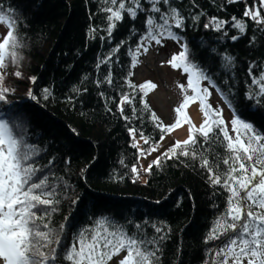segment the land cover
I'll list each match as a JSON object with an SVG mask.
<instances>
[{
  "label": "trees",
  "instance_id": "obj_1",
  "mask_svg": "<svg viewBox=\"0 0 264 264\" xmlns=\"http://www.w3.org/2000/svg\"><path fill=\"white\" fill-rule=\"evenodd\" d=\"M142 3L145 11L135 21L125 18L114 31V38L106 42L93 38L91 31L96 27V35L106 37L105 14L101 12L106 6L104 0H0V7L15 19V32L22 41L17 49L19 62L6 61L7 67L2 69L0 87L10 91L6 100L0 101V121L22 125L15 130L38 150L36 166L48 177L55 189L53 199L58 200L48 222L54 230L65 225L58 252L70 245L82 228L93 227L97 220L107 217L129 232H137L135 224H140L149 238L157 236L153 225L159 226L164 240L159 242L158 264H212L225 238L208 241L207 237L225 212L227 193L207 182L200 157L208 158L222 172L227 169L222 164L227 149L219 142L201 144L196 159L164 160L151 174L140 171L136 176L130 171L136 149L131 146L129 126L159 140L149 117V110L156 112L146 88L141 92L135 82L136 64L132 66L127 51L134 49L146 33L145 17L156 15L147 0ZM246 5L256 6V0L170 3L185 18V26L173 31L179 37L176 41L187 46L188 61L214 82L212 90L234 118L264 134V97L258 95L249 75L264 74V26L248 21L245 34L226 26L227 35L204 26L212 17L231 25L232 17H243ZM2 24L9 31L7 24ZM233 35L239 39L232 40ZM120 41L125 42L120 52L107 65L99 63ZM108 69L111 84L105 78ZM16 72L21 73L20 78ZM32 77L35 83H30ZM126 81L136 86L135 106L141 117L133 119L131 125L116 110L120 94L133 91ZM45 88L49 90L48 100L43 99ZM29 90L37 99L28 96ZM141 96L149 110L140 104ZM125 112L130 114L128 106ZM146 147L142 145V149ZM140 164L141 160L138 167ZM60 264L67 262L61 260Z\"/></svg>",
  "mask_w": 264,
  "mask_h": 264
},
{
  "label": "snow or ice",
  "instance_id": "obj_2",
  "mask_svg": "<svg viewBox=\"0 0 264 264\" xmlns=\"http://www.w3.org/2000/svg\"><path fill=\"white\" fill-rule=\"evenodd\" d=\"M151 13L145 17L146 33L141 35L134 49H127L132 57L134 67L138 54L147 53L148 45L154 43L162 45L164 39L178 40L179 37L173 29H182L185 18L175 7H171V0H147ZM228 3H237L240 0H227ZM106 6L101 8L104 15L105 36H97L98 28L91 29L93 38L110 41L114 38V31L125 18L135 21L138 15L145 11L142 0H104ZM110 5V6H107ZM168 5L169 7H164ZM256 5L247 6L242 18L232 17L231 25L228 21L212 17L205 28H214L217 32L227 35L226 26L235 28L241 34L246 33L247 22L256 26H264V0H256ZM198 17H194L197 19ZM0 23L7 24L9 31L0 42V69L7 67L6 61L17 64L20 60L17 49L22 46V41L15 32L16 21L10 12H5L0 7ZM232 40L239 39L231 36ZM124 41L110 49V55L100 61L107 65L116 53H119ZM183 51L173 55L169 63L173 68L182 67L187 74V89L185 85L178 84L182 92L190 90L192 95H185L183 103L174 109L177 119L172 125H164L157 115L149 110V105L140 97V104L149 110V117L153 127L159 133V140L146 136L142 129L129 126L128 132L132 139V147L136 149L135 162L131 165L132 174L139 176L140 171L151 174L153 169L160 167L164 160L179 159L180 157L197 158V149L201 144L211 145L219 142L227 149V158L222 159V164L227 166L224 171H217L208 158L200 157V167L207 172V182L213 187H220L227 193V207L223 216L216 221V226L211 228L207 237L208 241L223 239L221 246L214 253L212 264H264V134L255 131L253 125L240 118L231 120L230 135L227 122L222 117L219 109H214L206 101L211 96V89L215 88L214 82L198 66L188 61L187 46L182 45ZM230 57H225L229 60ZM178 62V63H177ZM99 66V64H98ZM17 78L21 73L16 72ZM252 76V83L257 85L258 95L264 97V74ZM106 82L112 83L111 70L105 73ZM4 79L0 75V82ZM35 77L30 78V83H35ZM127 87L133 91L121 93L116 101V110L122 119L131 125L133 119H140L137 112L136 86L126 81ZM202 83L207 86L201 87ZM155 87L145 84L140 87ZM219 91V89H216ZM7 87H0V101H5L9 93ZM78 92L79 89H73ZM86 91V89H85ZM44 100L50 97L49 90H43ZM103 95V93H101ZM221 95H223L221 93ZM28 96L37 99L31 90ZM227 101V97H224ZM199 101V111L203 114V122L196 128L187 115H183L189 101ZM229 105L230 104V101ZM128 106L130 114H126ZM108 111H112L111 108ZM188 124L189 135L183 142L175 141L173 144L160 150V145L168 134L181 126L180 116ZM8 122L0 121V261L2 264H110L114 258L116 264H158L160 246L164 240L160 235L162 229L153 225L157 236L149 238L141 229L140 224H135L137 232H129L117 222L104 217L95 222L93 227L82 228L75 234L73 241L67 247L60 249V232L65 225L61 224L54 230L48 220L50 212L56 210L58 200H54L55 189L48 183V177L41 174V169L36 166L35 157L38 150L30 145L22 132L15 130ZM243 129V133L241 132ZM199 136V140L197 138ZM140 140L147 145L139 147ZM153 153H158L146 168L138 167L140 158L147 159ZM239 173V175H237ZM243 193V195H241ZM258 209V210H256Z\"/></svg>",
  "mask_w": 264,
  "mask_h": 264
},
{
  "label": "rangeland",
  "instance_id": "obj_3",
  "mask_svg": "<svg viewBox=\"0 0 264 264\" xmlns=\"http://www.w3.org/2000/svg\"><path fill=\"white\" fill-rule=\"evenodd\" d=\"M256 7L259 8V5ZM8 32L7 27L0 23V42ZM147 53L138 54L135 70V82L142 86L145 84H152L155 87L146 88L149 102L153 110L162 120L164 125H172L177 119V114L174 109L183 103L185 95H192L190 90L182 92L177 87L178 84L185 85L187 89V74L183 72L182 67L173 68L169 61L173 55H179L183 51L182 44L176 40L164 39L162 45L151 43L148 45ZM178 63V62H177ZM0 75H4V71L0 69ZM207 86L202 83L201 87ZM214 90V89H213ZM211 89V96L207 99V103L211 104L214 109H219L222 112L223 119L227 122L230 135H235L231 129V120L234 118L230 110H228L225 103L222 102L220 96ZM199 101H189L188 106L184 109L183 115H187L192 124L198 128L203 122V114L199 111ZM183 115L180 116L182 121L181 126H178L170 134L166 136L163 143L160 145V150L163 151L170 147L173 142H183L188 138V124L183 122ZM198 135V134H197ZM138 139V138H137ZM139 147L142 149L143 140L138 139ZM158 153H153L147 159L141 158L139 167L146 168L147 165L155 159ZM125 253L120 254L119 257L114 258L110 264H116L117 259H122ZM2 264V261H0Z\"/></svg>",
  "mask_w": 264,
  "mask_h": 264
},
{
  "label": "crops",
  "instance_id": "obj_4",
  "mask_svg": "<svg viewBox=\"0 0 264 264\" xmlns=\"http://www.w3.org/2000/svg\"><path fill=\"white\" fill-rule=\"evenodd\" d=\"M257 6V5H256Z\"/></svg>",
  "mask_w": 264,
  "mask_h": 264
}]
</instances>
